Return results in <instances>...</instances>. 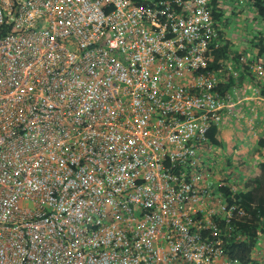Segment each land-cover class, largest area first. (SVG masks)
I'll return each mask as SVG.
<instances>
[{
	"label": "built area",
	"instance_id": "built-area-1",
	"mask_svg": "<svg viewBox=\"0 0 264 264\" xmlns=\"http://www.w3.org/2000/svg\"><path fill=\"white\" fill-rule=\"evenodd\" d=\"M210 3L0 0V264H227L208 133L264 96L207 70Z\"/></svg>",
	"mask_w": 264,
	"mask_h": 264
},
{
	"label": "trees",
	"instance_id": "trees-1",
	"mask_svg": "<svg viewBox=\"0 0 264 264\" xmlns=\"http://www.w3.org/2000/svg\"><path fill=\"white\" fill-rule=\"evenodd\" d=\"M138 4H145L148 0H133ZM232 1V0H230ZM219 0H211L212 17L218 32V47L213 49L212 60L208 67V71H219L221 68L227 70V65L232 64L235 69L240 71V76L236 80L228 78V81H251L258 85L260 93L264 96V82L260 83L261 77H255L248 70L250 62H264V0H234L233 5L237 8L245 6L251 14V21L255 25L260 26L255 37L251 38L250 47H247L243 53L230 56L231 39L227 37V26L221 19L226 15V11L221 7H216ZM235 3V4H234ZM233 14V13H232ZM261 29H263L261 31ZM256 49V54L251 50ZM242 56H246L248 61L241 60ZM228 88V85H222ZM210 144L218 148V157L224 167L231 166V156H228L226 147L220 138L217 128H213L208 133ZM257 139V147L253 154L264 153V127L259 130ZM253 158V155H251ZM252 173L246 181V190H242L238 184L231 181L218 187L219 191L226 197L229 202L236 203L241 206L246 215L234 220V230L230 237L226 238L223 244L224 254L227 258V264H264L263 261L257 259L256 250L261 237H264V157L257 160L252 165ZM220 169L223 170L221 167Z\"/></svg>",
	"mask_w": 264,
	"mask_h": 264
},
{
	"label": "rangeland",
	"instance_id": "rangeland-1",
	"mask_svg": "<svg viewBox=\"0 0 264 264\" xmlns=\"http://www.w3.org/2000/svg\"><path fill=\"white\" fill-rule=\"evenodd\" d=\"M227 0H224V2ZM235 4V3H234ZM237 5H228L226 4L224 6V11L227 12L226 15L223 16V18L221 19V23H224L227 25L225 26L227 29V35L232 37H236V34L238 32L237 29H239L240 34H247L245 33L247 29L248 31L251 32V29H254L253 27H255V24H252L251 21V14L249 13L250 11L248 9L245 8V6L243 7V9L238 8L239 10L238 15L235 18L229 17V11L233 10V8H235ZM235 11V9H234ZM260 30V28L258 29ZM257 30V31H258ZM263 29H261L262 31ZM254 31V30H253ZM245 37V36H244ZM232 40H234V38H231ZM243 40L245 38H242ZM248 40V37L247 39ZM251 40V39H250ZM242 44L240 46H234L233 49H235L236 54L239 53L240 50H242ZM232 49V48H230ZM264 109V108H263ZM250 113V111H248L247 109H243V111L241 112L242 116H243V120L245 119V121H241L240 123H235V121H233L232 123H229L228 125L224 126L222 129V132L220 133V138L223 142V145L226 147V151L228 153V156H231V165L234 167L231 168H227L224 167L221 162H220V158L217 156H215V161H216V167L219 169V166H221L224 170V172L227 175H231L234 173L235 178H237L238 180L241 179V177H244V175H248V178L251 175V171H252V165L257 161L260 160L264 157V153L262 155L260 154H253L254 150L257 147L256 143H257V139H258V135H259V126H260V122H256L254 123V128L256 129L255 131H250L248 129V124H247V113ZM248 113V114H249ZM251 155H253V158H251ZM240 184V181H238Z\"/></svg>",
	"mask_w": 264,
	"mask_h": 264
},
{
	"label": "crops",
	"instance_id": "crops-1",
	"mask_svg": "<svg viewBox=\"0 0 264 264\" xmlns=\"http://www.w3.org/2000/svg\"><path fill=\"white\" fill-rule=\"evenodd\" d=\"M234 2V0H232V1H230V0H227V1H225L224 2V0H219V3H217V6L216 7H221L222 9L224 8V6L226 5V4H228V5H233L232 3ZM234 9H235V11H234ZM240 9H242V8H240ZM239 9L237 8V7H235V8H233V10H230L229 11V14H230V16L229 17H232V18H235L236 19V16L238 15V11ZM227 13V12H226ZM233 13V14H232ZM250 14H251V12H249ZM250 16H252V14L250 15ZM253 18V17H252ZM253 24V23H252ZM225 27V26H224ZM226 28V27H225ZM254 29H251V32L250 31H248L247 29H245L246 30V32L245 33H247V34H240V31H239V29H237L238 30V32L237 33H235L236 34V37H232L231 36V33H230V36H228L227 35V37H228V39H231V38H234V40H232L231 39V42H230V48H232V49H230V52H231V54H230V56H233V55H237L236 54V52H235V49H233V47L236 45V46H240L241 44H242V50H240L239 51V53L238 54H241L242 53V55H244L243 53L245 52V50H246V48L247 47H250L249 46V43H251L250 41V39L251 38H254L255 37V33H258L257 32V30L260 28V26L259 25H256L255 27H253ZM254 30V31H253ZM245 36V37H244ZM247 37H248V40H246L247 39ZM242 38H245L244 40L242 39ZM250 40V41H249ZM245 43H246V45H247V47H246V45H245ZM248 49V48H247ZM252 52H254L255 54H256V52H257V50L256 49H252L251 50ZM246 57V56H245ZM264 57V56H263ZM264 59V58H263ZM262 79H261V81H260V83H263L264 82V76L263 77H261ZM253 83V82H252ZM257 100H255V99H249V100H246V101H244L243 103H242V107H241V112L243 111V109H247L248 111H250V113L248 114L247 113V115H248V117H247V124L249 123V119H250V117L252 116V107H253V105H256L257 104ZM261 103V106H260V117H257L253 122L254 123H256V122H260V126H259V128H258V130H261V128H263L264 127V101H260ZM241 121H245V119L243 120V118H242V120ZM235 123H237V122H235ZM253 123V124H254ZM253 126V130L255 131L256 129L254 128V125H252ZM222 132V131H221ZM221 132H219V134L221 133ZM221 162V161H220ZM231 167H233L232 165L229 167V168H231ZM221 168V166H219V172L220 173H225L224 171H222V169H220ZM234 168V167H233ZM233 168H231V169H233ZM226 174V173H225ZM219 175L220 174H216V177L218 178L219 177ZM228 178H229V180H230V182L231 181H233V182H235L236 184H238L239 182L238 181H240V184H238L239 185V187L242 189V190H246L247 188H246V181H247V179H248V175L246 176V175H244V177H241V179H237V178H235V176H234V173L233 174H231V175H228ZM256 254H257V259H260V261H263L264 262V237H261V239H260V242L258 243V247H257V250H256Z\"/></svg>",
	"mask_w": 264,
	"mask_h": 264
}]
</instances>
